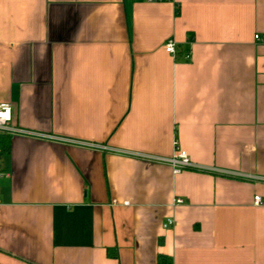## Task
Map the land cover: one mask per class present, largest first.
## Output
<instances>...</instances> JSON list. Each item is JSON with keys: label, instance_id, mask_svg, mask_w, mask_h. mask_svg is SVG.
I'll list each match as a JSON object with an SVG mask.
<instances>
[{"label": "crops", "instance_id": "1", "mask_svg": "<svg viewBox=\"0 0 264 264\" xmlns=\"http://www.w3.org/2000/svg\"><path fill=\"white\" fill-rule=\"evenodd\" d=\"M0 102V264H264V0H0Z\"/></svg>", "mask_w": 264, "mask_h": 264}, {"label": "built area", "instance_id": "2", "mask_svg": "<svg viewBox=\"0 0 264 264\" xmlns=\"http://www.w3.org/2000/svg\"><path fill=\"white\" fill-rule=\"evenodd\" d=\"M145 1L159 2V1H164V0H145ZM253 38L255 40H259V36L257 34H254ZM163 49L167 53L174 55L175 53L174 41L172 39H166L163 42ZM184 58H188V52L184 54ZM0 134H5L8 136H14V135L44 136L35 131L21 128L15 125V123H13L11 105L9 102H0ZM62 140L77 143L80 145L95 147V148H99L102 150H114L111 147H107L105 145L97 144V143L82 142V141H76L73 139H62ZM0 154H1V151H0ZM131 154L137 157H141L142 159H145V160L166 163L167 165L170 166L172 173H177L181 171L182 169L208 170L207 167H203L199 164L192 162L187 156L186 152L182 149H175V151L169 157H162V156H157V155H152V154H147V153H136V152H133ZM1 175L2 173H0V176ZM253 178L261 179L259 177H253ZM181 201L182 200L179 197H175L173 200V204H179L181 203ZM260 203H261V196L257 194L254 195L252 199V204L259 205ZM172 222L173 221L171 219H165L162 223V226L163 227L170 226L172 225Z\"/></svg>", "mask_w": 264, "mask_h": 264}, {"label": "trees", "instance_id": "3", "mask_svg": "<svg viewBox=\"0 0 264 264\" xmlns=\"http://www.w3.org/2000/svg\"><path fill=\"white\" fill-rule=\"evenodd\" d=\"M9 137L10 136H8V135L0 134V151H1V153L7 151ZM156 264H171V259L167 255L157 254V256H156Z\"/></svg>", "mask_w": 264, "mask_h": 264}]
</instances>
